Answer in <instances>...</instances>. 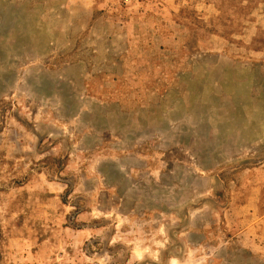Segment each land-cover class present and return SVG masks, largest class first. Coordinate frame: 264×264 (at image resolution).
Wrapping results in <instances>:
<instances>
[{"label": "rangeland", "instance_id": "rangeland-1", "mask_svg": "<svg viewBox=\"0 0 264 264\" xmlns=\"http://www.w3.org/2000/svg\"><path fill=\"white\" fill-rule=\"evenodd\" d=\"M0 264H264V0H0Z\"/></svg>", "mask_w": 264, "mask_h": 264}]
</instances>
